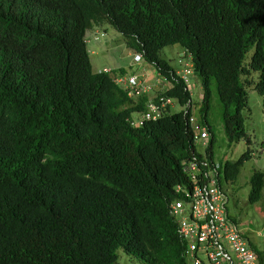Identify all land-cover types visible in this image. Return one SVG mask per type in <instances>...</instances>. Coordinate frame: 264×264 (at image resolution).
<instances>
[{
	"label": "trees",
	"instance_id": "obj_1",
	"mask_svg": "<svg viewBox=\"0 0 264 264\" xmlns=\"http://www.w3.org/2000/svg\"><path fill=\"white\" fill-rule=\"evenodd\" d=\"M102 21L159 73H173L163 45L189 51L202 122L211 133L213 79L228 143L246 136V86L264 104V0H0V264H116L117 246L146 264H187L168 202L198 154L190 92L172 80L161 93L185 107L134 124L144 97L91 68L85 31ZM249 155L222 160L220 183ZM248 183L252 203L264 168ZM257 254L264 264V244Z\"/></svg>",
	"mask_w": 264,
	"mask_h": 264
},
{
	"label": "built area",
	"instance_id": "obj_2",
	"mask_svg": "<svg viewBox=\"0 0 264 264\" xmlns=\"http://www.w3.org/2000/svg\"><path fill=\"white\" fill-rule=\"evenodd\" d=\"M103 35V30H93L87 38L97 40ZM141 59V51H135L133 60ZM176 61L177 68H173V73L166 75L155 70L153 81L135 72L112 76L129 97H144L143 108L132 119L134 124L139 125L144 119L160 115L176 100L161 93L171 85L172 80L179 79L187 86L194 76L189 51L182 48ZM186 104L180 105V108ZM186 121L193 144L196 148L202 145L203 150L197 149L198 154L193 153L182 161V169L188 174L189 181L177 183L174 190L179 195L168 202V212L175 220V231L183 242V259L187 264H261L257 244L250 240L243 226L227 209L228 197L220 183L222 161L206 150V138L209 136L206 123L192 113L187 114ZM255 234L263 236L264 227Z\"/></svg>",
	"mask_w": 264,
	"mask_h": 264
},
{
	"label": "rangeland",
	"instance_id": "obj_3",
	"mask_svg": "<svg viewBox=\"0 0 264 264\" xmlns=\"http://www.w3.org/2000/svg\"><path fill=\"white\" fill-rule=\"evenodd\" d=\"M104 35L97 40H91L88 37L90 29L85 32V42L88 56L91 59V67L93 70L100 68L102 65H108L114 68L121 65L128 68L130 56L135 52L125 43L123 36L107 21H102ZM88 39V40H86ZM103 39L108 43L103 45ZM182 47L178 43H170L163 45L159 50V55L165 58L173 68H177L176 58L181 52ZM252 47L245 54L247 59ZM142 60V59H141ZM101 69V68H100ZM113 72V70L111 71ZM251 75H256L255 71H251ZM190 92L191 113L202 121V110L200 109L201 89L199 80L191 77L187 83ZM210 98L208 109L205 114L207 124L210 126L211 133L206 138L208 142L211 136V155L220 161L224 159H235L245 148L250 150L249 157L242 161L236 177L231 182L221 181V185L225 190L228 200L227 209L230 214L236 217L237 221L243 226L242 228L248 234L250 240L255 242L258 247H263L264 240L262 235H256L255 231L262 228L264 219V187L257 200L252 203L247 202L246 194L249 188L248 177L253 169L264 168V104L262 103V95L251 86H246V105L242 110L243 126L246 136L239 138L237 141L228 143L221 127L220 122V103L215 92L214 80L210 84ZM180 109V104L173 100L169 105L170 111ZM138 112L131 113L132 119L138 116ZM198 150H203L202 145L197 146ZM116 264H146L137 257L128 254L120 246L116 249Z\"/></svg>",
	"mask_w": 264,
	"mask_h": 264
},
{
	"label": "crops",
	"instance_id": "obj_4",
	"mask_svg": "<svg viewBox=\"0 0 264 264\" xmlns=\"http://www.w3.org/2000/svg\"><path fill=\"white\" fill-rule=\"evenodd\" d=\"M89 29H90V31L91 30L92 31L93 30H103L104 31V28L102 27V22L101 23H97V24L96 23L92 24L89 27ZM91 32H90V34H91ZM90 34L88 36H90ZM102 43H103V45H106L108 43V41L106 39H103ZM89 61H90V64H91L90 56H89ZM127 64H128L127 65L128 68H125V67H123L121 65H117L114 68H111V70H113L112 73H116V72H126V73L135 72V73L139 74L140 76H143L144 78H146L148 81H153L154 74H155V68H154V66L151 63H149V62H147L145 60H133L132 55H131L130 59H129V62ZM105 66L109 67L108 65H102L100 68L102 69ZM100 68H97L96 70H99Z\"/></svg>",
	"mask_w": 264,
	"mask_h": 264
},
{
	"label": "clouds",
	"instance_id": "obj_5",
	"mask_svg": "<svg viewBox=\"0 0 264 264\" xmlns=\"http://www.w3.org/2000/svg\"><path fill=\"white\" fill-rule=\"evenodd\" d=\"M86 36V35H85Z\"/></svg>",
	"mask_w": 264,
	"mask_h": 264
}]
</instances>
